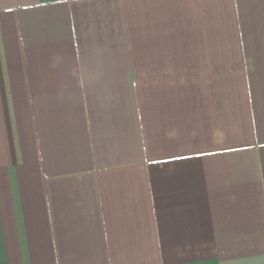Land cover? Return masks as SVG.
<instances>
[{
	"label": "crops",
	"instance_id": "crops-1",
	"mask_svg": "<svg viewBox=\"0 0 264 264\" xmlns=\"http://www.w3.org/2000/svg\"><path fill=\"white\" fill-rule=\"evenodd\" d=\"M0 264H264V0H0Z\"/></svg>",
	"mask_w": 264,
	"mask_h": 264
}]
</instances>
